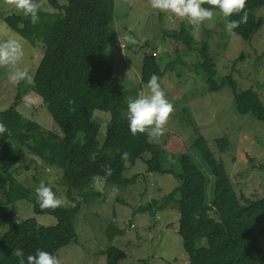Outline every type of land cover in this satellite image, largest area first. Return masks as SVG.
<instances>
[{
	"label": "trees",
	"instance_id": "obj_1",
	"mask_svg": "<svg viewBox=\"0 0 264 264\" xmlns=\"http://www.w3.org/2000/svg\"><path fill=\"white\" fill-rule=\"evenodd\" d=\"M46 3L56 12L40 10V20L35 25L25 14L3 17L6 27L26 43L32 47L40 43L42 55L34 73L35 86L21 89L22 82L18 84L13 102L0 110V122L8 128V132L0 136V191L6 203L29 201L35 214L53 217L55 225L45 227L34 219L19 220V224L15 221L0 237V264H19V258L12 255L15 248L23 250L25 259L38 249L58 256L59 250L75 238L73 222L80 203L72 201L75 203L71 208L42 210L30 196V190L12 175V167L24 155L23 148L45 164L60 168L66 187L83 201L98 194L88 191L94 181L117 187L132 184L133 179L123 177V172L127 163L132 165L143 153H148L144 161L147 173L170 174L161 168L163 152L159 146L150 142L146 134L133 136L127 119V98L135 97L152 74L161 80L170 62L160 68L158 55L143 54L137 85L120 88L113 66L103 57L113 41L114 0H66L64 5L58 0H46ZM262 6L264 0H247L248 21L233 34L250 41L262 27V18L254 14ZM164 35L187 48H191L194 40L184 28ZM201 55L204 60L200 67L206 73L208 89L214 91L228 84L235 110L264 121V105L258 94L251 88L238 92L231 72L217 82L214 57L206 47ZM26 92L40 98L41 107L49 114L57 132L43 128L19 112L18 105L24 101ZM95 110L110 115L102 144L96 140ZM8 137L16 141L12 153L6 151ZM216 144L223 152L228 139L219 137ZM191 148L190 155L186 149L179 159L180 174L173 176L177 185L161 202L151 200L133 212L151 213L172 202L179 212L176 233L188 256V264H264V249L255 234L264 219V197L254 200L235 192L223 162L215 158L205 137L194 139ZM123 152L129 153L127 161L121 159ZM109 164L114 171L111 177L105 178L102 168ZM204 170L213 180L211 201L207 200ZM123 234L124 230L113 224L108 226L105 235L109 246L102 252L105 264H121L124 253L112 243ZM202 240L206 241V246H199Z\"/></svg>",
	"mask_w": 264,
	"mask_h": 264
},
{
	"label": "rangeland",
	"instance_id": "obj_2",
	"mask_svg": "<svg viewBox=\"0 0 264 264\" xmlns=\"http://www.w3.org/2000/svg\"><path fill=\"white\" fill-rule=\"evenodd\" d=\"M58 1L61 5L66 3V0ZM37 2L41 11L56 12L46 0ZM9 14L24 15L0 0V39L18 36L3 23V17ZM254 14L262 18V27L250 41H244L228 34L219 17L215 23L194 27L179 18L169 19L168 14L151 8L149 0H114L113 41L103 57L113 66L120 88L137 85L143 54L158 55L160 68L167 62L171 65L160 82L175 107V113L168 121L163 138L158 142L149 140L163 152L161 168L170 174L147 173L144 161L148 153H143L132 165L127 163L123 172V177L133 179L132 184L117 187L94 181L88 191L98 194L84 199V202L74 190L66 187L60 168L45 164L23 148V157L11 171L18 182L30 190L32 198L36 199L35 188L44 181L58 196L66 199L67 205L63 208L80 203L73 222L75 238L58 252L63 264H105L102 252L109 246L105 234L110 224L124 230V234L112 243L124 253L121 264H188V256L176 233L179 212L172 202L151 213L133 210L151 200L161 202V198L177 185L173 176L180 174L179 159L186 149V153L191 154L189 149L199 136L206 138L215 158L223 162L237 194L243 193L254 200L264 197V121L250 113L240 114L235 110L233 92L228 84L210 91L206 73L200 67L204 60L201 50L206 47L215 60L217 82L231 72L236 90L253 89L264 105V6ZM181 28L187 29L194 39L191 48L164 35L178 32ZM127 37H132L135 42H129ZM22 42L25 57L21 66L34 76L42 45L37 43L32 47L23 39ZM26 87L22 82L21 89ZM141 88H146V84ZM16 92L17 85L7 79L5 69H0V110L13 102ZM18 110L43 128L57 132L49 114L41 107L40 98L32 92L25 93ZM109 118L105 111L95 110L93 113V121L98 125V144L104 140ZM222 136L228 139V146L220 152L216 139ZM15 145L16 141L11 137L5 139L9 153ZM191 150L194 151L193 148ZM199 161L203 165L200 157ZM204 172L207 200L211 201L213 180L206 170ZM113 189H118L115 195ZM26 219H34L46 227L55 225L53 217L35 214L29 201L6 203L0 191V237L15 221ZM255 234L264 249V219L258 224ZM199 246H206V241H200Z\"/></svg>",
	"mask_w": 264,
	"mask_h": 264
},
{
	"label": "clouds",
	"instance_id": "obj_3",
	"mask_svg": "<svg viewBox=\"0 0 264 264\" xmlns=\"http://www.w3.org/2000/svg\"><path fill=\"white\" fill-rule=\"evenodd\" d=\"M3 2L29 17L33 25L39 22L40 4L37 0H3ZM149 4L151 8L168 14L169 19L179 18L194 27H200L207 22L215 23L219 17L223 20L228 34H233L235 29L248 21L247 0H149ZM233 16H239L240 19H230ZM126 39L135 42L132 37ZM24 57L25 48L21 37L9 36L0 39V69L6 70L7 79L12 84L18 85L23 82L34 87V76L26 67L21 66ZM174 113L175 107L167 98L160 77L156 74L150 76L146 88L139 90L135 97L127 98V119L129 131L133 136L146 134L150 141H160ZM6 132H8L7 125L0 122V136ZM128 158L129 153H121L122 160L127 161ZM102 170L105 178L111 177L114 171L110 164L103 166ZM96 178L99 179V176ZM117 192L118 189H113L114 195ZM35 196L42 210L55 211L67 205L66 199L58 196L44 181L35 188ZM16 223L19 224V220ZM39 228L38 224L37 229ZM12 255L19 258V264H63L62 259L57 255L40 249L34 255H28L26 259L21 248L13 249Z\"/></svg>",
	"mask_w": 264,
	"mask_h": 264
}]
</instances>
